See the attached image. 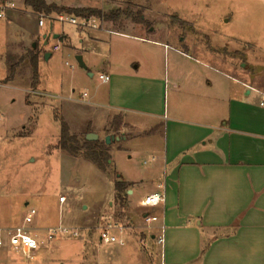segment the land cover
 I'll return each instance as SVG.
<instances>
[{
  "label": "crops",
  "instance_id": "obj_1",
  "mask_svg": "<svg viewBox=\"0 0 264 264\" xmlns=\"http://www.w3.org/2000/svg\"><path fill=\"white\" fill-rule=\"evenodd\" d=\"M5 3L16 7L0 16V80L19 84L18 72L10 80L9 65L19 66L31 53L39 56V63L43 57L50 62L53 55L46 47L52 39L62 41L71 51L89 54L99 76H109L111 81L99 82L92 95L85 92L78 99H64L74 105V120L66 116L69 109L57 111L75 136L87 138L94 134L98 142L105 143L108 136L115 138L111 145L106 144L113 164L116 152L129 153L131 162L143 153L151 154V161L145 162L150 168L138 179L119 173L131 185L129 202L136 191H141L142 209H147L141 205L146 197L160 192L166 196L164 204L144 214V225L135 228L140 233L123 225L129 237L141 246L137 264H151L144 245L147 238L157 243L163 228L165 245L159 264H264V92L227 72L230 64L212 53L214 60L206 61L170 43L102 25L78 29L79 49L70 35L55 32L54 23L41 28L39 18L24 0H0V6ZM104 35H108V41ZM114 35L152 47L151 69L143 70L140 61L111 66L108 60ZM158 53L166 58L164 73L153 71ZM86 71L91 72L88 68ZM89 78L96 79V75L91 77L89 73ZM39 81L36 88L25 89L35 98L48 100L46 91H37ZM71 93L75 94V89ZM167 97H171V106H167ZM117 117L122 118L120 124ZM114 196L115 200V181ZM110 216L115 224H122ZM22 221L0 216V227L16 228ZM104 227H98L96 240L87 232L79 242L85 264H117L127 258L128 254H121L119 249L100 244L99 231ZM50 228L39 232L46 233ZM96 244H100L98 252H94ZM13 254L8 247L0 249V264H6ZM37 261L23 259L27 264Z\"/></svg>",
  "mask_w": 264,
  "mask_h": 264
},
{
  "label": "rangeland",
  "instance_id": "obj_2",
  "mask_svg": "<svg viewBox=\"0 0 264 264\" xmlns=\"http://www.w3.org/2000/svg\"><path fill=\"white\" fill-rule=\"evenodd\" d=\"M50 3L70 9H103L105 14L121 13L118 20L98 19L100 22L95 23L120 33L170 43L206 61L214 60L212 53L230 64L227 72L264 92V0H51ZM62 15L80 19L68 13ZM48 22L52 21L46 20ZM54 24L57 34L70 35L74 45L81 48L78 29L82 28L68 22L55 21ZM104 36L108 39V35ZM110 43L108 61L111 66L140 61L143 70L151 69L152 47L149 45L120 35H114ZM54 46H59L60 50L53 52ZM46 50L53 58L46 62L43 57L39 63L41 86L36 90L46 91L48 100L35 98L26 91L34 86L29 56L16 67L19 84L0 80L7 85L0 88V216L10 221L17 217L23 219V223L28 209L34 208L38 216L33 231L59 225L78 230L80 238H59L53 242L45 241V233L40 232L45 242L39 255H44L35 264H85L86 259L81 256L83 250L78 246L85 233H91L92 240H96L98 227L106 223L115 225L110 215L115 222L123 221L118 225L126 223L140 233L135 228L144 225L145 213L153 211L139 206L141 191H136L130 202L128 196L122 206L117 198L114 200L113 175L99 173L83 157L76 161L58 149L61 128L56 120L62 115L57 109H69L66 116L74 120V105H68L64 99H78L85 92L92 95L101 81L98 70L90 63L89 54L71 51L62 41L53 39ZM79 54L83 55L84 63L91 70L89 73H94L96 79L89 78V73L81 68L77 60ZM156 58L153 71L164 73V54L158 53ZM10 68L11 65L9 73ZM73 89L75 94L71 93ZM166 103L171 106V97H167ZM118 118L116 121L120 124L122 118ZM114 159L117 172L128 179H138L151 166L145 164L151 161V154L147 152L135 158V162L130 161L127 152L114 153ZM61 197L66 198L63 205L59 201ZM113 234L122 238L125 246L111 245L110 248L128 254L117 264L140 263L138 241L130 238L127 232L120 235L118 230H113ZM147 240L144 246L150 254L148 261L159 264L162 247ZM100 244H96L94 252H98ZM9 257L6 264H27L15 254Z\"/></svg>",
  "mask_w": 264,
  "mask_h": 264
},
{
  "label": "built area",
  "instance_id": "obj_3",
  "mask_svg": "<svg viewBox=\"0 0 264 264\" xmlns=\"http://www.w3.org/2000/svg\"><path fill=\"white\" fill-rule=\"evenodd\" d=\"M16 6L13 3H5L0 6V16L4 17L8 9H14ZM46 20L58 21L60 23H70L72 25L78 26L82 29H97L98 25L95 23V18H70L58 16L47 17L41 16L39 21V26L44 28L46 26ZM54 51H59V46H54ZM99 80L105 84L111 81V78L106 75L99 76ZM4 85L0 82V88ZM87 94L83 96L86 98ZM264 106V104H262ZM163 188V186H160ZM60 204L66 203V198H60ZM166 202V196L164 193H156L146 197L141 205L144 208H157ZM38 216V211L34 208H29L27 215L24 218L22 225L16 228L3 229L0 227V249L9 248L13 253L21 256L27 262H35L38 259L39 253L42 251L44 242H53L59 238L77 239L80 238V232L76 229H71L65 226H57L46 230L45 241L40 235V232L32 230L35 225L36 218ZM151 221V219H148ZM113 230H118L119 234L122 235L126 232V227L118 224H108L102 229L101 233V243L104 245H120L124 246L125 241L122 238H118L117 235L113 234ZM158 245L164 247L165 245V228L162 229V234L158 237Z\"/></svg>",
  "mask_w": 264,
  "mask_h": 264
},
{
  "label": "trees",
  "instance_id": "obj_4",
  "mask_svg": "<svg viewBox=\"0 0 264 264\" xmlns=\"http://www.w3.org/2000/svg\"><path fill=\"white\" fill-rule=\"evenodd\" d=\"M8 1V0H3ZM25 6L30 9L40 19L41 16L53 17L60 16L63 13L75 15L80 18H95L104 19L107 21L118 20L121 13L105 14L103 9L95 8H80L70 9L59 7L56 4L50 3L51 0H24ZM143 19V18H142ZM137 21V20H135ZM144 21V20H143ZM138 23V22H137ZM30 66L33 71V88L37 87L39 81V56L37 54H30ZM16 65L10 68V80L14 78L16 73ZM8 80V81H10ZM60 124L61 134L58 149L64 154L73 158L83 157L93 165H95L101 172L113 175L115 177V191L116 198L121 205L126 204L128 191L131 185L126 183L122 176L117 172L110 153V148L105 142H91L86 137L75 136L71 133L69 125L61 117L56 120Z\"/></svg>",
  "mask_w": 264,
  "mask_h": 264
},
{
  "label": "water",
  "instance_id": "obj_5",
  "mask_svg": "<svg viewBox=\"0 0 264 264\" xmlns=\"http://www.w3.org/2000/svg\"><path fill=\"white\" fill-rule=\"evenodd\" d=\"M77 60H78V62H79V64H80L81 68H83V69L86 70L87 67H86V65H85V63H84V61H83V58H82V57H78ZM91 77H92V74H91ZM98 139H99L98 136H96V135H94V134H90V135L87 136V140H88V141H91V142H95V141H97ZM114 141H116V139L113 138L112 136H108V137L106 138V144H107V145H111Z\"/></svg>",
  "mask_w": 264,
  "mask_h": 264
}]
</instances>
